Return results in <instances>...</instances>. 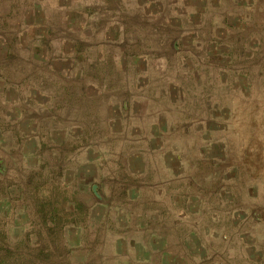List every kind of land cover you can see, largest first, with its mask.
Segmentation results:
<instances>
[{"label": "rangeland", "instance_id": "rangeland-1", "mask_svg": "<svg viewBox=\"0 0 264 264\" xmlns=\"http://www.w3.org/2000/svg\"><path fill=\"white\" fill-rule=\"evenodd\" d=\"M0 264H264V0H0Z\"/></svg>", "mask_w": 264, "mask_h": 264}]
</instances>
